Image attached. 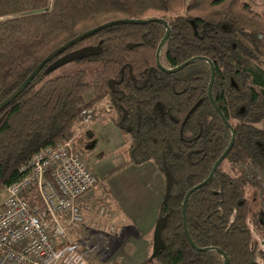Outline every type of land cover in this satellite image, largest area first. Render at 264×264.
Listing matches in <instances>:
<instances>
[{
  "label": "trees",
  "instance_id": "1",
  "mask_svg": "<svg viewBox=\"0 0 264 264\" xmlns=\"http://www.w3.org/2000/svg\"><path fill=\"white\" fill-rule=\"evenodd\" d=\"M159 20L170 30L160 64L175 69L191 61L174 73L157 66L165 35ZM100 27L49 61L0 108V190L22 177L19 169L34 154L69 140L82 111L108 100L114 127L127 137V161L103 180L148 162L172 177L159 208L161 248L151 261L223 264L226 257L227 264H264V238L256 233L264 216L250 225L246 195L248 178L257 187V173L264 175V127H258L264 123V21L240 0H0V105L48 55ZM70 54L66 63L99 65L92 81L83 70L50 77L60 66L55 62ZM230 128L234 142L223 162L242 173L229 175L222 162L189 195L187 236L183 199L208 179L230 144Z\"/></svg>",
  "mask_w": 264,
  "mask_h": 264
},
{
  "label": "built area",
  "instance_id": "2",
  "mask_svg": "<svg viewBox=\"0 0 264 264\" xmlns=\"http://www.w3.org/2000/svg\"><path fill=\"white\" fill-rule=\"evenodd\" d=\"M90 117V111H82L86 123ZM73 142L34 154L19 169L22 177L4 189L0 264H90L75 251L74 233L85 228L81 202L97 178ZM256 180L264 186L263 174L257 173Z\"/></svg>",
  "mask_w": 264,
  "mask_h": 264
},
{
  "label": "rangeland",
  "instance_id": "3",
  "mask_svg": "<svg viewBox=\"0 0 264 264\" xmlns=\"http://www.w3.org/2000/svg\"><path fill=\"white\" fill-rule=\"evenodd\" d=\"M189 1L190 0H186V2ZM240 1L245 3L252 13L260 16L264 21V0ZM262 45V51L264 53V40L262 41ZM98 68V64L69 62L60 65L51 73L50 77L54 78L83 70L87 74V80L92 81ZM259 92L264 95V89H259ZM92 97L93 96L91 92H87L84 95L86 101L90 100ZM86 110L90 111L91 117L89 121L86 123L81 118V121L76 122L73 127L74 134L70 139L74 141L73 143L75 151L84 157L90 170L95 174L97 178V185L89 193L91 198L88 205L89 215L86 219L84 217L85 228L86 226H90L88 230H90L91 235L88 238L83 237V234L81 233L80 235L75 236L74 246L75 251L85 255L88 258L90 264H102V261L99 262L100 259L110 258L115 247L117 246L116 243L114 245V239L120 244V242H123L126 239L124 235H128V229L123 227V225L126 227V224L121 222V228L126 231H123V233L125 232L123 236H120L122 233L120 230H118L119 227L115 225L111 200L112 196L110 195L107 182L110 179L116 178L119 173L126 169V167L132 165H127L122 170L112 174V176H110L107 180H103L107 173L127 161L125 147L127 137L122 135V133L118 131L116 127H114L112 119L115 117V115L108 100H103L98 104H94ZM258 127L263 128L264 123L259 124ZM221 169L226 171L231 176H237L242 173L240 166L226 161L222 163ZM126 178L127 176L122 177V179ZM115 181L117 180H114V182ZM248 183L249 185L246 186V195L251 204L249 221L250 225L256 227L255 224L257 219V223L263 221L260 214L264 216L262 197V195L264 196V186L260 185V183H257V187H253V182L249 181V179ZM5 197V190H0V204L5 199ZM262 223L264 224V222ZM263 227L261 229H256L258 230L256 233L264 238ZM110 230H113V232L110 233ZM98 239L102 241L99 251L95 250L93 248L94 246H92ZM87 247L91 252L88 251ZM259 249L260 246L258 245L257 250ZM61 264H70V262L66 260Z\"/></svg>",
  "mask_w": 264,
  "mask_h": 264
},
{
  "label": "crops",
  "instance_id": "4",
  "mask_svg": "<svg viewBox=\"0 0 264 264\" xmlns=\"http://www.w3.org/2000/svg\"><path fill=\"white\" fill-rule=\"evenodd\" d=\"M123 176L127 178L122 179ZM114 180L117 181L114 182ZM107 183L112 196L115 225L122 233L120 236H123L126 231L121 228V222L126 224V227L125 225L123 227L128 229V235H124L126 239L120 244L114 239V245L116 243L117 246L112 256L104 259L100 257L99 262L102 261V264H158L151 261V256L159 208L165 193L164 177L152 162H148L141 166L126 167L116 178L108 180ZM90 199L89 195L81 202L85 219L89 215ZM89 228L90 226H86L84 229ZM87 232L86 238L91 235L90 230ZM101 243L102 241L98 239L92 246L99 251Z\"/></svg>",
  "mask_w": 264,
  "mask_h": 264
},
{
  "label": "water",
  "instance_id": "5",
  "mask_svg": "<svg viewBox=\"0 0 264 264\" xmlns=\"http://www.w3.org/2000/svg\"><path fill=\"white\" fill-rule=\"evenodd\" d=\"M164 28H165V35L161 41V43L159 44L158 48H157V51H156V62H157V66L160 68L161 71L165 72V73H174L176 71H179L181 70L184 66H187L191 63V61H188L186 63H184L182 66H179L175 69H167V68H164L160 62H159V52L161 50V48L164 46L168 36H169V27L167 25V23L164 21V20H159L158 21ZM121 23H125V24H134V25H138V24H141L140 21H137V20H123L121 21ZM111 24H114V23H111ZM102 27L100 28H96V29H93L91 31H88L82 35H79L78 37H76L75 39L69 41L68 43H66L65 45H63L62 47L58 48L56 51H54L53 53H51L50 55H48L37 67L36 69L29 75V77L24 81V83L22 84V86L18 89L17 93L14 94L12 97L8 98L6 101H4L1 105H0V108L7 105L13 97H15L18 93H20L25 87H27V85L33 80V78L39 73V71L49 62L51 61L54 57H56L58 54L62 53L63 51H65L68 47H70L71 45H73L74 43L84 39L85 37L89 36V35H92L94 34L95 32L101 30ZM87 52H92L91 50L87 51ZM74 57V54H70V55H67L61 59H59L58 61L55 62V64L53 65V67H58L59 65H62L64 63H66L67 61L71 60L72 58ZM211 71H212V76H211V81H210V84H209V97L210 99L212 100V97H211V84H212V80H213V68L211 66ZM231 129V128H230ZM232 131V136H231V141H230V144L228 146V148L225 150V152L221 155V157L216 161L212 171H211V174L209 175L208 179L203 182L201 185H198L194 188H192L191 190H189L187 192V194L185 195L184 199H183V203H182V216H183V228H184V232L185 234L188 236V233L186 231V226H185V207H186V203H187V200H188V197L189 195L194 192L195 190L201 188L203 185H205L212 177L214 171L219 167V165L223 162L224 158L226 157V155L228 154V152L231 150L232 146H233V142H234V132L233 130L231 129ZM90 137V135H89ZM165 193H164V197H166L168 194H169V190H170V187H171V183H172V177L170 175V173L166 170L165 171ZM165 222V218L164 219H160L158 220V223L156 225V228H155V231H154V237H153V254H156L158 252V250L161 248V240H160V230H161V227L163 226ZM190 241V239H189ZM191 245L195 248V246L193 245V243L190 241ZM196 249V248H195ZM198 250V249H196ZM202 251H206V249L202 250ZM225 257V256H224ZM228 260L227 258L225 257L224 258V263L223 264H227Z\"/></svg>",
  "mask_w": 264,
  "mask_h": 264
},
{
  "label": "bare ground",
  "instance_id": "6",
  "mask_svg": "<svg viewBox=\"0 0 264 264\" xmlns=\"http://www.w3.org/2000/svg\"><path fill=\"white\" fill-rule=\"evenodd\" d=\"M249 180H250V178H248ZM263 205H264V203H263Z\"/></svg>",
  "mask_w": 264,
  "mask_h": 264
}]
</instances>
